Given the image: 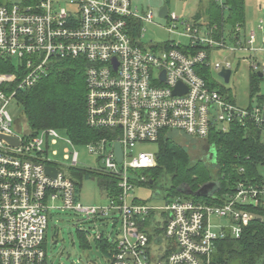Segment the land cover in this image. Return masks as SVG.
Returning <instances> with one entry per match:
<instances>
[{"label":"built area","instance_id":"1","mask_svg":"<svg viewBox=\"0 0 264 264\" xmlns=\"http://www.w3.org/2000/svg\"><path fill=\"white\" fill-rule=\"evenodd\" d=\"M68 1L69 8L56 0L30 4L0 0V59L14 64V72L0 74V264H47V215L54 210L74 211L87 218L118 213L122 238L104 239L112 244L110 264H210L215 243L227 235L238 239L256 218L249 209L264 203V182L236 183L220 206L171 198L159 209L162 221L150 223L157 208L137 202L133 192L147 182L141 172L155 167L157 152L135 148L157 144L161 136L174 132L207 141L211 131L226 132L234 122L256 127L264 143V102H249L246 107L232 103L219 89L230 90L226 85L232 78L231 63L225 59L211 68L208 62L217 50L232 55L264 53V36L261 46L255 47V30L242 37L237 27L228 48L226 35L217 39L214 28L167 12L166 31L186 38L188 44L170 40L164 44L168 48L147 50L137 40L141 29L136 37L132 32L137 23L150 22L151 12L140 16L131 0ZM68 58L85 62L86 125L108 132L84 145L98 163L92 170L79 166L76 146L66 136L51 128L33 135L25 125L21 129L7 110L19 90L47 75L54 60ZM198 65H207L217 76L221 70H230L229 83L218 76L222 85L216 84L215 77L216 85H207L196 71ZM250 69L261 73L264 81V62L253 60ZM178 84L181 93L174 94ZM59 140L69 146L64 152L68 166L49 159L48 151ZM46 168L53 169L55 177ZM74 168L114 181L117 194L108 193V206L84 207L77 202ZM86 239L103 237L86 234Z\"/></svg>","mask_w":264,"mask_h":264},{"label":"trees","instance_id":"2","mask_svg":"<svg viewBox=\"0 0 264 264\" xmlns=\"http://www.w3.org/2000/svg\"><path fill=\"white\" fill-rule=\"evenodd\" d=\"M22 1L25 4L34 2V0ZM169 1L165 0L166 6ZM204 16L208 28H214L215 38H220L227 29L233 34L237 27L242 29L245 26L244 0H222L221 3L207 0L204 14L197 13L194 19L198 21ZM136 26L132 37L137 36L140 23ZM162 47L168 48V44ZM196 68L207 85L213 87L216 85L213 83L212 71L207 65H198ZM12 72H14L13 62L10 59H0V74ZM21 77L18 76V81ZM261 81L257 73L250 69V104L264 102V94L260 92ZM14 86L15 84L11 85ZM219 89L229 95L228 99L232 103L235 102L233 95H230L231 90L224 89L223 86ZM15 96V101L23 110L24 125L33 135L42 129H55L76 147H80L98 141L108 133L91 129L86 125L83 60L70 58L54 60L49 65L46 76L35 85L19 90ZM259 134L260 132L253 125L243 127L237 122L232 123L226 132L211 131L207 139L209 147L214 151L211 163L204 159L192 161L185 148L170 137L161 136L156 144V165L142 171L147 177V182L142 186L152 188L158 183L164 184L166 197H179L206 205L220 206L225 194L230 193L236 183L245 180L257 184L264 182V175L261 172V168H264V143L260 140ZM71 176L76 181L78 189L84 179L101 177L100 186L108 187L111 191L110 195L117 194L114 181L96 172L74 168ZM210 182L218 184L214 196L202 198L194 195L202 186ZM183 188L193 195L184 194L181 191ZM249 210L256 218L243 230L238 239L227 235L224 239L218 240L210 257V264H264V203ZM77 236L80 243L86 247L85 232H78ZM95 245L110 261L112 244L99 239L95 240Z\"/></svg>","mask_w":264,"mask_h":264},{"label":"rangeland","instance_id":"3","mask_svg":"<svg viewBox=\"0 0 264 264\" xmlns=\"http://www.w3.org/2000/svg\"><path fill=\"white\" fill-rule=\"evenodd\" d=\"M61 7L69 8L70 1L56 0ZM132 7H136L140 16H146L149 12L153 17L148 23H143L141 36L137 39L142 49L151 50L164 45L170 40L180 42L187 45L188 40L180 37L177 34L171 35L166 29L169 27V22L165 18L158 16L159 10L165 5V0H131ZM206 0H170L167 9L169 13H174L179 18H190L198 8L203 7ZM245 4V26L241 29V35L247 34L249 30H255L259 38L264 36V0H244ZM261 26V30L259 29ZM227 47H231L230 40L226 42ZM257 45L255 44V47ZM151 47V48H150ZM249 57V58H248ZM252 57L258 62H264V53L256 52H238L235 55L230 54L227 50H217L211 52L209 63L211 68L217 62H222L225 59L231 63L232 78L226 87L231 90V93L238 103L245 104L248 98V85L244 74L246 75L247 67L244 61H252ZM243 73L242 77L241 74ZM213 77L216 78V84H223L217 73L212 71ZM248 80V79H247ZM260 92L264 94V81L260 82ZM247 103L244 105L246 106ZM7 110L12 120L24 129L23 110L16 101L9 103ZM23 121V122H22ZM62 136H64L62 134ZM65 137V136H64ZM176 142L181 147L185 148L192 161L204 159L211 163L212 147H209L207 141H197L196 139L174 132L167 136ZM68 145L62 141H58L56 145H52L48 151L49 159L58 164L68 166L70 160L65 159V150ZM78 151V163L84 169H96L98 163L93 154H90L85 146L76 147ZM146 151L151 153L157 152L156 144H145L137 146L135 151ZM52 152H56L52 155ZM264 175V168H261ZM143 174V172L141 173ZM100 178H86L82 181L81 187L76 194L77 202L84 207H103L108 206V193L111 191L107 187L105 189L100 186ZM186 189V188H183ZM134 197L137 202L144 203L147 206L156 209L152 221L150 223L161 222L164 216L160 215V208L164 207L166 200L171 198L166 197L163 187L137 186L134 189ZM48 226L45 232L44 249L47 256V264H110L107 256L104 255L99 248L96 247L95 241L87 240V246L84 247L79 239L78 232L96 237L101 235L103 239H120L122 238V224L118 213L111 212L109 217L97 216L87 218L85 215L77 214L74 211L54 210L48 213ZM214 224H219L215 221ZM222 224H225L222 221ZM69 256V257H68ZM212 257V255H211ZM259 264V263H258Z\"/></svg>","mask_w":264,"mask_h":264},{"label":"water","instance_id":"4","mask_svg":"<svg viewBox=\"0 0 264 264\" xmlns=\"http://www.w3.org/2000/svg\"><path fill=\"white\" fill-rule=\"evenodd\" d=\"M168 9L167 6L164 5L162 6V8L159 10L158 16L160 18H165V16L167 15ZM218 76L224 81L225 84L229 83V79L231 77V71L230 70H221L218 73ZM258 78H261L262 75L261 73H257ZM182 87L180 84L177 85L176 89L174 90V94H179L181 93ZM8 142H12L14 144H16L17 142L11 140V139H6ZM115 153H116V158L117 160L120 162L122 159V154H121V150L118 144L115 145ZM214 155V151H212L211 153V157ZM50 172V173H49ZM46 173L49 174L52 177H55V171L51 168H46ZM152 182H150L151 184ZM218 190V184L216 182H210L208 184H205L204 186H202L200 188L199 191H197L196 193H194L195 196L197 197H208V196H212L214 193H216ZM181 191L184 194L187 195H193L190 191H188L187 189H181ZM69 257V256H68Z\"/></svg>","mask_w":264,"mask_h":264},{"label":"crops","instance_id":"5","mask_svg":"<svg viewBox=\"0 0 264 264\" xmlns=\"http://www.w3.org/2000/svg\"><path fill=\"white\" fill-rule=\"evenodd\" d=\"M206 4H207V0H206ZM206 4L203 6V7H201V8H198L197 9V11L190 17V18H186V19H189V20H192L193 22H197V23H199L200 24V26L201 27H203V28H208V26H207V21H206V18H205V16L204 17H202V18H200L198 21H196L194 18H195V15L197 14V13H199V12H202V14H204V10H205V8H206ZM243 29V28H242ZM250 31V30H249ZM248 31V32H249ZM248 32H247V34H248ZM224 35H226V37H227V39L228 40H230V41H232V37H231V33L229 32V30L227 29V30H225V32L223 33ZM241 34V33H240ZM247 34H244L242 37H246V35ZM229 37H228V36ZM256 47H260L261 46V38H259L258 37V35H256ZM245 53V52H244ZM249 53H251V52H249ZM249 58V57H248ZM252 59L253 60H255L253 57H252ZM252 60V61H253ZM242 61H244V64H245V66L247 67V71H246V75L244 74V76H245V78H246V81H247V85H248V98H247V100H246V103H247V105L249 104V75H250V64H251V62L252 61H246V60H242ZM243 75V73L241 74V76ZM244 76H242V77H244ZM248 79V80H247ZM235 103L238 105V106H240V107H246V106H244L245 104H242V103H238L237 102V100H236V97H235Z\"/></svg>","mask_w":264,"mask_h":264},{"label":"flooded vegetation","instance_id":"6","mask_svg":"<svg viewBox=\"0 0 264 264\" xmlns=\"http://www.w3.org/2000/svg\"><path fill=\"white\" fill-rule=\"evenodd\" d=\"M158 186H161V187H163V188H164V184H160V183H158Z\"/></svg>","mask_w":264,"mask_h":264}]
</instances>
